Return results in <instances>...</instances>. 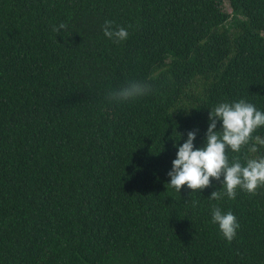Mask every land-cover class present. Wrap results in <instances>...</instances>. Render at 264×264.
<instances>
[{"label": "trees", "instance_id": "obj_1", "mask_svg": "<svg viewBox=\"0 0 264 264\" xmlns=\"http://www.w3.org/2000/svg\"><path fill=\"white\" fill-rule=\"evenodd\" d=\"M131 80L152 92L110 103ZM239 99L264 110V0H0V264H264V187L166 185L173 131L201 147L209 109Z\"/></svg>", "mask_w": 264, "mask_h": 264}, {"label": "clouds", "instance_id": "obj_2", "mask_svg": "<svg viewBox=\"0 0 264 264\" xmlns=\"http://www.w3.org/2000/svg\"><path fill=\"white\" fill-rule=\"evenodd\" d=\"M66 27L61 23L53 31L59 32ZM102 31L104 37L114 43H123L129 38L127 28L114 27L109 20L104 22ZM151 92L149 82L131 80L119 89L108 92L107 99L110 103H124L143 98ZM208 121L201 147L195 145L197 131H189L182 144L178 143L182 134L173 131L179 136L175 138L172 135L173 147L177 151L167 173L169 180L166 185L178 193L186 186L194 193L208 188L216 180L221 187L211 193L210 198L213 200H222L225 196L235 199L237 190L254 195L258 188L264 187V155L246 158L242 164L238 157L230 161L226 150L239 153L243 147H248L250 153L256 154L260 148H264V137L253 135L257 129L264 127V110L245 99L225 101L209 109ZM211 218L225 240L232 241L235 238L240 224L232 211L213 206Z\"/></svg>", "mask_w": 264, "mask_h": 264}, {"label": "rangeland", "instance_id": "obj_3", "mask_svg": "<svg viewBox=\"0 0 264 264\" xmlns=\"http://www.w3.org/2000/svg\"><path fill=\"white\" fill-rule=\"evenodd\" d=\"M227 11L230 13V8L228 7V5H225Z\"/></svg>", "mask_w": 264, "mask_h": 264}]
</instances>
